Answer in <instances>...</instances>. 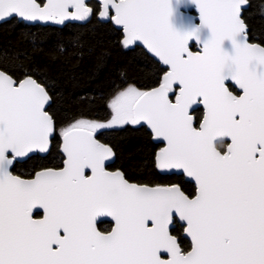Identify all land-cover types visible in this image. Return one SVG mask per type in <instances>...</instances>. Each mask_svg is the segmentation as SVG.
I'll use <instances>...</instances> for the list:
<instances>
[{
  "label": "snow or ice",
  "instance_id": "1",
  "mask_svg": "<svg viewBox=\"0 0 264 264\" xmlns=\"http://www.w3.org/2000/svg\"><path fill=\"white\" fill-rule=\"evenodd\" d=\"M248 6L99 0L94 12L86 0H0V22H110L125 49L142 45L162 66L157 86L119 91L107 121L63 127L62 167L31 179L13 169L50 152L52 97L32 70L19 81L0 70V264H264V46L250 41ZM125 125H146L164 144L155 168L186 176L194 193L108 171L115 152L97 133ZM107 218L112 226L101 230ZM177 223L188 250L173 234Z\"/></svg>",
  "mask_w": 264,
  "mask_h": 264
},
{
  "label": "trees",
  "instance_id": "2",
  "mask_svg": "<svg viewBox=\"0 0 264 264\" xmlns=\"http://www.w3.org/2000/svg\"><path fill=\"white\" fill-rule=\"evenodd\" d=\"M262 9L264 0H251L248 22L250 41L264 46ZM120 39L121 34L111 24L95 18L86 24L68 23L61 28L7 22L0 25V69L17 81L24 78L25 68L32 70L30 74L46 86L52 97L47 111L59 128L80 118L107 121L108 103L119 91L130 84L148 90L157 86L162 77L161 66L148 59L141 47L125 49ZM20 53H26L28 58ZM195 116L199 120L202 109ZM59 136L56 132L46 156L15 164V175L30 178L43 167H61ZM97 137L113 147L116 167L126 169L129 181L149 185L178 183L186 192L193 187L182 176L164 175L153 167L149 148L153 143L145 127L104 129ZM175 228L182 227L177 223Z\"/></svg>",
  "mask_w": 264,
  "mask_h": 264
},
{
  "label": "water",
  "instance_id": "3",
  "mask_svg": "<svg viewBox=\"0 0 264 264\" xmlns=\"http://www.w3.org/2000/svg\"><path fill=\"white\" fill-rule=\"evenodd\" d=\"M89 1H91V0H86V3H88ZM95 1H97L98 3H99V0H95ZM39 2V1H38ZM43 2H46V0H43ZM182 11L185 13V15L186 16H189V17H191L192 18V21H193V23H196L197 21H198V12H197V10L195 9V7H187V8H183L182 9ZM19 21H21V22H24L25 24H28V25H41V26H54V27H59V28H61V27H63L64 25H66V24H68V23H76V24H85V23H87V22H79V21H66L65 22V24L64 25H56V24H52L51 22H49V23H43V22H27V21H22V20H20V18H17ZM1 23H3V22H0V24ZM254 43H256V42H254ZM261 46H263V45H261ZM135 47H141L144 51H146L144 48H143V46L142 45H139V46H136V45H134V46H131L129 49H132V48H135ZM193 51H197L198 50V46H196V47H193V49H192ZM162 67V66H161ZM1 70V69H0ZM7 73V72H6ZM8 74V73H7ZM14 78V77H13ZM15 79V78H14ZM23 79V78H22ZM151 89V88H150ZM150 89H148V90H150ZM235 91H240L238 88L237 89H235ZM52 103V99H51V101H50V103H49V105H46V111H47V109H48V107L50 106V104ZM201 109H202V106H201ZM194 115V120H196V116H195V113L193 114ZM136 126H138V127H145L146 128V130L147 131H149L150 132V134H151V139H152V141L155 143V144H158V145H161L160 146V148L161 147H163L164 146V144H163V142H160V141H157V140H155L154 138H153V135H152V133H151V130L146 126V125H136ZM54 138V137H53ZM52 138V139H53ZM102 142V141H101ZM103 143V142H102ZM62 144V138H61V143H60V145ZM51 146H52V142H51ZM51 146H50V149H51ZM110 146V145H109ZM159 148V149H160ZM159 149L156 151V152H158L159 151ZM156 154V153H155ZM47 154H41V157H44V156H46ZM115 159H116V155L113 157V159L112 160H110V161H106V169L108 170V171H117V170H109L108 169V166L110 165V164H112L114 161H115ZM27 160V158H23L22 160H21V162L20 163H22V162H24V161H26ZM154 160H155V156H154ZM62 167V166H61ZM121 171V170H120ZM162 173V172H161ZM162 174H164V175H178V176H182L183 178H184V180L185 181H187V182H190V183H192L193 185H194V182H192V181H190V179L189 178H187L186 176H183L182 174H179V173H162ZM15 175V174H14ZM34 176V175H33ZM33 176L32 177H30V178H24V177H21L22 179H31V178H33ZM127 179V178H126ZM131 182V181H130ZM134 183H136V182H134ZM150 186H155V185H150ZM195 186V185H194ZM108 219V221H109V223H111V221H110V218H107ZM182 223V222H181ZM181 223H179L180 225H181ZM112 224V223H111ZM176 227V225L174 226V228ZM184 238H186L189 242H190V238H187L186 237V235L183 233V235H182Z\"/></svg>",
  "mask_w": 264,
  "mask_h": 264
},
{
  "label": "flooded vegetation",
  "instance_id": "4",
  "mask_svg": "<svg viewBox=\"0 0 264 264\" xmlns=\"http://www.w3.org/2000/svg\"><path fill=\"white\" fill-rule=\"evenodd\" d=\"M39 2H41V0H38ZM42 2H43V0H42ZM98 2L97 1H95V0H91V1H89L88 2V5L89 6H91V7H93V10H94V12H97L98 11ZM250 7H251V0H249V6H248V8H247V10H246V12L244 13V18H245V20H246V23L248 24V26H249V22H248V17H249V10H250ZM95 17H93V18H91L89 21H91L92 19H94ZM96 19V18H95ZM97 20V19H96ZM12 22H21V21H19L17 18L16 19H12L11 20ZM10 21V22H11ZM88 21V22H89ZM99 21V20H98ZM87 22V23H88ZM100 22H102V23H108V24H111L110 22H105V21H100ZM4 23H7V22H3V23H1V24H4ZM24 23V22H23ZM0 24V25H1ZM86 24V23H85ZM17 25V24H16ZM112 25V24H111ZM113 26V25H112ZM114 27V26H113ZM18 30H19V27H18V25L16 26V28H15V30H14V33H18ZM114 98V97H113ZM52 104V103H51ZM50 104V105H51ZM110 116H111V110H110ZM109 119H110V117H109ZM55 121V120H54ZM55 123H56V121H55ZM65 127V126H64ZM63 128V127H62ZM62 128H59V127H57V125H56V132H60V130L62 129ZM121 128V127H120ZM113 129H115V128H113ZM101 131V130H100ZM98 133H99V131H98ZM98 133H97V135H98ZM98 138V137H97ZM151 141H152V139H151ZM60 143H61V137L59 136V148H60ZM152 143H153V145H150L151 147H149L151 150H152V152H153V156H152V164H153V167H155V160H154V156H155V153H156V151L160 148V147H156V145H158V144H155L153 141H152ZM108 145H110V144H108ZM111 146V145H110ZM112 147V146H111ZM113 148V147H112ZM114 150V149H113ZM222 151L223 150H226V149H221ZM61 152V151H60ZM115 152V151H114ZM116 155V154H115ZM117 165H116V159H115V161L112 163V164H110L109 166H108V169L109 170H121V171H123L124 173H125V176H126V178H127V175H128V173H127V171H126V169L125 168H120V167H116ZM16 170V169H15ZM13 174H15L14 172H13ZM187 182V181H186ZM190 183V182H189ZM183 190V189H182ZM189 190V192H186V194H189V195H191V194H193L194 193V191H195V186L193 185V187L192 188H190V189H188ZM111 226H112V224L111 223H107V224H105V225H99V227L101 228V230H110V228H111ZM173 234L174 235H177L178 236V238L180 239V241H181V243H182V246L185 248V250H188L189 248H190V242L186 239V238H184L182 235H183V229L182 228H174V231H173Z\"/></svg>",
  "mask_w": 264,
  "mask_h": 264
}]
</instances>
